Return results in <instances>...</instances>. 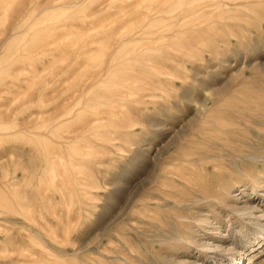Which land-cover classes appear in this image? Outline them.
<instances>
[{
    "label": "rangeland",
    "instance_id": "1",
    "mask_svg": "<svg viewBox=\"0 0 264 264\" xmlns=\"http://www.w3.org/2000/svg\"><path fill=\"white\" fill-rule=\"evenodd\" d=\"M233 1L0 0V264H264V0Z\"/></svg>",
    "mask_w": 264,
    "mask_h": 264
},
{
    "label": "bare ground",
    "instance_id": "2",
    "mask_svg": "<svg viewBox=\"0 0 264 264\" xmlns=\"http://www.w3.org/2000/svg\"><path fill=\"white\" fill-rule=\"evenodd\" d=\"M143 1V0H142ZM233 1V0H232ZM36 2V1H35ZM231 2V1H230ZM230 2H228V4L230 3ZM234 2V1H233ZM189 6H191V3H190V5ZM224 6V5H223ZM227 6V5H226ZM32 7V6H31ZM35 7H37L36 5H35ZM219 7V6H218ZM221 7V6H220ZM30 8V7H29ZM29 11H27V13H28ZM22 19V18H21ZM21 23V22H20ZM15 27V26H14ZM18 28V27H17ZM12 29V28H11ZM12 35V34H11ZM116 56V55H115ZM122 62V61H121ZM106 69V68H105ZM123 69V68H122ZM103 71V70H102ZM160 72H158L157 74H159ZM125 76V75H124ZM99 77H102V74H99L98 75V77H97V79L99 78ZM87 78V77H86ZM95 78V81H96V77H94ZM103 79V78H102ZM87 80V79H86ZM88 81V80H87ZM99 81V80H98ZM82 84V83H81ZM84 84H86V83H84ZM91 84V83H90ZM94 84V83H93ZM92 84V85H93ZM95 84H97V82H95ZM81 87V86H80ZM96 87V86H95ZM91 89V88H90ZM113 89H114V87H113ZM121 89V88H120ZM105 93V92H104ZM111 95V94H110ZM74 100V99H73ZM97 101V100H96ZM70 102H71V100H70ZM92 104V103H91ZM97 108V107H96ZM97 111V110H96ZM94 113V112H93ZM91 115V114H90ZM87 116V115H86ZM97 117V116H96ZM260 117V116H259ZM87 118V117H86ZM85 118V119H86ZM89 118V117H88ZM87 118V119H88ZM92 118V117H91ZM68 119V118H67ZM67 119H65V121L67 120ZM86 119V120H87ZM92 120H93V118H92ZM95 120H96V118H95ZM67 121H69V120H67ZM88 121V120H87ZM62 122V121H61ZM60 122V123H61ZM86 122V121H85ZM84 121H83V123H85ZM89 122H90V119H89ZM88 122V123H89ZM92 122V121H91ZM96 122V121H95ZM59 124V123H58ZM62 124H64L63 122H62ZM69 124V123H68ZM73 124V123H72ZM76 124V123H75ZM79 124V123H78ZM87 124V123H86ZM258 124V123H257ZM256 124V125H257ZM64 125H66V124H64ZM70 125V124H69ZM77 125V124H76ZM58 126V125H57ZM75 126V125H74ZM83 126V125H82ZM93 126V125H92ZM73 127V126H72ZM68 128V127H67ZM71 128V127H70ZM75 128V127H74ZM75 130V129H74ZM72 132V131H71ZM69 133H70V131H69ZM261 134V133H260ZM74 136V135H73ZM244 140V139H243ZM61 144H63V143H61ZM67 145H65V146H63L62 145V148L63 147H66ZM69 146H71V142H70V145ZM262 147V145L261 146H257V148H261ZM237 151V150H236ZM259 156V155H258ZM249 158V157H248ZM252 159H255V158H252ZM70 167H71V165H70ZM77 181V180H76ZM148 184H150V183H148ZM161 185H165V182H161ZM78 189V188H77ZM208 197H201V199H199V198H197V196H193V197H189V198H186V199H183V198H179L178 196L176 197V200L173 202V203H167V202H165L164 201V204H165V206H174L175 208H178V209H181V210H183V209H187V208H190L191 210L192 209H194V210H197V212H198V210H199V206H201V204H200V201L201 200H208L207 199ZM154 199V198H153ZM155 200V202L156 201H160V200H162L163 201V199H159V198H155L154 199ZM146 203V202H145ZM206 203V202H205ZM208 203V202H207ZM143 202H142V200L141 199H139V207H140V210H141V208H143ZM147 206H150V204L148 203V204H146ZM173 207V208H174ZM155 208V207H154ZM170 208V207H169ZM173 208H171V209H173ZM144 209V208H143ZM142 209V210H143ZM156 209V208H155ZM154 209V210H155ZM148 210V209H147ZM145 209H144V213H141V214H144L145 215ZM157 211V210H156ZM155 211V212H156ZM176 211V210H175ZM183 211H185V210H183ZM147 212V214H148V211H146ZM178 212V211H177ZM140 213V212H139ZM151 213V212H150ZM179 213H180V211H179ZM174 214V213H173ZM171 215V214H170ZM182 215V214H181ZM143 216V215H142ZM148 216V215H147ZM154 216H156V215H154ZM174 216V215H173ZM141 217V216H140ZM152 217V216H151ZM150 217V218H151ZM161 217V216H160ZM176 217V216H175ZM146 217L144 216L143 217V219H145ZM154 218V217H153ZM156 218V217H155ZM173 217L172 216H166L165 218H164V222H166V223H169V222H171V219H172ZM139 220H140V218H138ZM142 219V218H141ZM149 219V218H148ZM192 219V218H191ZM155 220V219H154ZM153 220V221H154ZM174 220H175V218H174ZM202 220V219H201ZM143 221V220H142ZM145 221H147V218H146V220ZM148 222V221H147ZM150 222V221H149ZM148 222V223H149ZM174 222H176V220L174 221ZM174 222H173V225H174ZM152 223H155V222H152ZM162 223V222H161ZM163 224V223H162ZM151 225V224H150ZM168 225V224H167ZM175 225H176V223H175ZM174 225V226H175ZM178 225V224H177ZM190 225V224H189ZM144 226H145V224H144ZM153 227V226H152ZM166 227V226H165ZM180 227V226H179ZM185 227V226H184ZM210 227V226H209ZM163 228V227H162ZM177 228V227H176ZM181 229H182V226L180 227ZM193 229V228H192ZM212 229V228H211ZM141 230V229H140ZM213 230V229H212ZM164 231V230H163ZM169 231V230H168ZM181 231V230H180ZM184 231V230H183ZM141 232H142V230H141ZM146 232V231H145ZM147 233V232H146ZM149 233V232H148ZM147 233V234H148ZM166 233H167V231H166ZM181 233H182V231H181ZM178 235H179V232H178ZM182 236V235H181ZM144 237V236H143ZM183 238V237H182ZM171 239V238H170ZM186 241V240H185ZM144 243H146V242H144ZM191 244V243H190ZM148 247V246H147ZM146 247V248H147ZM142 248V247H141ZM145 248V249H146ZM133 248L132 247H130V248H128L127 250H132ZM143 249V248H142ZM176 249V248H175ZM134 250V249H133ZM133 250H132V252H133ZM141 250V249H140ZM178 250V249H177ZM127 254H128V252H126ZM126 253L124 252V254L120 257V260H121V263L122 264H134L133 262H130L129 261V259H130V255H127L128 257H129V259L126 257ZM164 253V252H163ZM165 254V253H164ZM132 255V254H131ZM135 256V255H134ZM137 256H138V254H137ZM146 258H148V257H146ZM166 258H168V257H166ZM172 258V257H171ZM140 259V258H139ZM152 259V258H151ZM135 260V259H134ZM165 261V260H164ZM246 261V262H245ZM169 263V262H168ZM136 264H138L137 262H136ZM161 264V263H160ZM171 264V263H170ZM234 264H252V258H249V257H247L246 259H244V260H240V261H237L236 263H234Z\"/></svg>",
    "mask_w": 264,
    "mask_h": 264
}]
</instances>
